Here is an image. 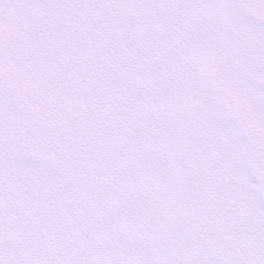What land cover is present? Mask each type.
I'll return each instance as SVG.
<instances>
[{"label":"snow or ice","instance_id":"snow-or-ice-1","mask_svg":"<svg viewBox=\"0 0 264 264\" xmlns=\"http://www.w3.org/2000/svg\"><path fill=\"white\" fill-rule=\"evenodd\" d=\"M0 264H264V0H0Z\"/></svg>","mask_w":264,"mask_h":264}]
</instances>
